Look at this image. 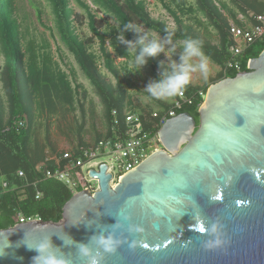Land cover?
Returning a JSON list of instances; mask_svg holds the SVG:
<instances>
[{
  "label": "water",
  "instance_id": "1",
  "mask_svg": "<svg viewBox=\"0 0 264 264\" xmlns=\"http://www.w3.org/2000/svg\"><path fill=\"white\" fill-rule=\"evenodd\" d=\"M198 113V126L170 118L161 149L114 186L106 163L90 171L97 191L73 195L60 222L0 230V264H34L42 242L63 264H264V51Z\"/></svg>",
  "mask_w": 264,
  "mask_h": 264
},
{
  "label": "trees",
  "instance_id": "2",
  "mask_svg": "<svg viewBox=\"0 0 264 264\" xmlns=\"http://www.w3.org/2000/svg\"><path fill=\"white\" fill-rule=\"evenodd\" d=\"M26 1L34 10L42 26L46 8L49 7L51 10L57 34L49 29L46 31L50 33L54 45L59 48L57 55L64 59L57 61L54 58L55 54L50 51L48 38L43 36L39 41L30 36L29 27L26 25L29 16L23 12L25 0H0V58L3 62L0 67V77L4 76L6 86L3 92L4 97L0 93V178L10 183V190L0 199V230L13 228L18 215L27 218L37 217L44 222H60L63 208L73 196L62 183L44 179L41 169H35L28 155L29 141L33 131L34 108L44 111V108L50 110L53 105H61V107L68 105L71 111L75 110L76 95L80 93V86L76 85L75 71L66 66L65 52L75 58L80 70L106 103L111 124L112 110L116 109L121 113L122 106L114 97L113 88L99 75L97 64L103 61L107 71L116 80L120 79L116 70V60L127 61L129 46L137 39L136 33L128 31L123 33L125 42L119 43L117 36L121 34L124 26L131 23L133 28L141 31L145 28L165 40V35L171 33L172 39L167 40L170 43L182 42L189 36L197 38L187 34L173 33L166 26L153 20L148 12L146 0H92L93 8L84 0ZM154 1L161 4L178 25H181L180 16L193 13V7L187 8L188 0H173L176 10L164 0ZM243 1L247 2L248 7L252 5L253 9L259 5L257 0ZM194 2L221 36L222 43L219 48L212 47L197 38L202 42L206 56L214 60L223 72L218 81L234 78L238 73L247 72L249 61L258 58L264 51V39L256 40L245 49L241 56L234 58L229 50L232 44L229 23L224 21L226 18L222 19V12L225 14L228 12L230 18L236 19L234 13L228 10L225 4H219L217 0H194ZM76 7L85 13L86 18L76 13ZM240 9L243 16L248 15L246 7ZM100 14L112 17L118 26L106 23ZM83 18L88 20L90 37L83 38L78 32V27L84 24ZM234 23L241 26L238 19L234 20ZM94 40H97L98 53L92 51ZM61 44H65L66 51L61 49ZM158 63L157 58H151L148 62L161 74L163 70ZM230 63H237L239 69H230L228 67ZM61 66L67 68L63 70L64 67L62 69ZM118 84H121L120 80ZM73 85H76L75 88L72 87ZM210 85L200 90L190 84L183 90L186 99L180 101L181 108L176 110L175 115L188 113L195 119L198 126V112ZM177 97L178 95L175 99ZM7 109L9 116L6 120ZM26 115L30 117L28 123L25 122ZM20 122H23L22 126H19ZM145 127L152 136H157L160 130V128L152 129L151 126ZM22 164L24 167L21 169ZM18 171L26 174V180L16 177ZM36 191L43 194L40 200H36Z\"/></svg>",
  "mask_w": 264,
  "mask_h": 264
},
{
  "label": "rangeland",
  "instance_id": "3",
  "mask_svg": "<svg viewBox=\"0 0 264 264\" xmlns=\"http://www.w3.org/2000/svg\"><path fill=\"white\" fill-rule=\"evenodd\" d=\"M90 7L93 8L92 5V0H84ZM147 1V8L148 12L150 13V16L153 20H155L158 23H161L162 25L166 26L169 31L173 33H182V34H187L191 36H195L202 41L206 42L212 47L219 48L221 46V36L219 35L218 31L213 27L208 19L205 17L203 13H201L197 7V4L194 2V0H188V7H193V13L191 14H186L185 16H180L181 19V25H178L172 17L169 16L167 11L162 7L161 4L155 2L154 0H146ZM166 3L174 10H176V5L173 4V0H164ZM215 1V0H213ZM233 1V2H232ZM217 0V2L221 5L225 4L228 8V10L232 11L234 13V18H230V14L227 12L225 14L222 12L223 18L225 19L224 21H227L229 24L233 23L234 20L241 19L240 16H242V11L240 8H245L248 10L247 13H250L251 11H257L260 8L255 7L254 10L248 8L246 6L247 2L243 0ZM257 3H261L264 5L263 1H256ZM237 4V5H236ZM73 7H75L74 4H72ZM219 7V5H218ZM250 10V12H249ZM26 15L29 16L28 21L26 22V25L29 27L30 31V36L38 39L39 41L41 40L43 36L45 38L49 39L50 47H51V52L55 54L54 58L55 59H64L62 56L59 57L57 55V50L59 48L54 45V42L51 41V36L50 33L46 31V29L51 30L54 34H57L55 25H54V19L51 14V10L49 7L46 8V16L43 18V26L38 22L36 15L34 13V10L29 7L28 2L25 0V9L24 11ZM76 13L83 15V17L86 18L85 13L80 10L79 8L76 7ZM100 17L104 20H106V23H109L112 26L117 27L118 23L112 18L108 17L105 14L101 15ZM83 18L84 24L82 26L78 27V32L81 35V37L86 38L90 37V32L88 28V20ZM104 28V26H103ZM146 29L144 28L142 32H145ZM150 35L152 36H157L155 33L150 32ZM94 45H93V50L94 52L98 53V44L97 40H94ZM62 50H65V44H61ZM133 45V44H130ZM130 47V46H129ZM166 48H176V53L174 55H165L164 53H160L158 56L154 57L155 59L157 58L159 61V65L162 68V70H167L170 68V64L172 61H176L177 63L179 62V53L181 51V42L180 43H165ZM66 51V50H65ZM59 54H61V51H59ZM66 55V56H65ZM64 57L68 61L66 62V66L70 67L72 70L76 72L77 75V82L83 87V90H80L81 92L76 95L78 97L77 103H75V109L77 110V114H71L77 115L80 120H83L82 114L80 111L83 109V107L86 110V118H90L91 114V109H95L96 115L99 117L102 114V105L99 102L98 97L95 95V89L94 87L90 84L91 82L87 80V77H85L81 71H80V66L77 64L75 61V58L67 54L65 52ZM59 57V58H58ZM3 65L2 59L0 58V67ZM98 69H99V75L108 83L112 88L114 92V97H116L117 101L120 102V105L122 106L121 112L122 115L124 113H137L140 115L145 121L151 123V115L154 113L158 114H163L166 111H168L169 108H172V106L175 103V98H171L168 100H150L145 98V93L142 91L149 83L157 80L160 76L158 74V71L153 67L150 66L148 63L145 65L141 71L136 72V73H127V61L123 59H117L116 60V70L119 75V80L121 84L119 83V80L115 79L111 73L107 71V69L103 65V61L99 62L97 64ZM150 66V67H149ZM64 67V66H63ZM61 66V68L63 69ZM67 67H64L63 70H65ZM210 75L205 80L203 77H201L199 74H194L193 76V82L196 84L198 89L203 90L206 86L210 84L216 83L218 80L221 78V69L219 66L214 62V60L210 59ZM5 80L4 76L0 77V93H2V96L4 97V91H5ZM73 87V86H72ZM76 101V99L74 100ZM37 104H39V100H37ZM36 104V105H37ZM6 114V120L8 119L9 116V111L8 109L5 112ZM63 116L61 114L57 115H45V119L41 122V125H44L39 129L38 127V133L39 137L43 138L44 134V128L49 130L50 136L52 135V139L57 142V143H68V142H77L78 139V131L76 129H73V131H70V128L67 131L62 130L63 128V122L57 120V122H53L52 120L54 118L61 119ZM85 118V120H86ZM40 123V122H39ZM57 124V127H54V125ZM51 129V130H50ZM66 134L69 136V140L66 139ZM66 136V137H65ZM73 140V141H72ZM96 163H109L111 166L115 167V178L119 174V169L117 166V163L114 161L113 157L110 155H102L100 156L96 161ZM21 169L24 167L22 164ZM16 172V171H15ZM15 172L13 173L15 175ZM84 174H86V169H84ZM13 176V175H12ZM1 180V178H0ZM118 178L113 182V185L117 184Z\"/></svg>",
  "mask_w": 264,
  "mask_h": 264
},
{
  "label": "built area",
  "instance_id": "4",
  "mask_svg": "<svg viewBox=\"0 0 264 264\" xmlns=\"http://www.w3.org/2000/svg\"><path fill=\"white\" fill-rule=\"evenodd\" d=\"M238 19L241 26L234 22L229 24V34L232 44L230 53L234 58L241 56L245 49L252 45L256 40L264 39V12L255 14L248 13L247 16H240ZM230 69L238 70L237 63H230ZM158 74H160L158 72ZM186 99L182 91L175 99L172 108L163 114L154 113L151 115L152 124H147L137 113H124L123 115L116 109L111 112V134L106 139L88 146L80 147L73 151L63 153L58 158H49L46 160L45 167L40 170L44 179H51L65 185L70 192L75 195L83 190L94 193L97 191V179L90 178L89 172L99 171L103 163L95 161L102 155H110L117 163L119 174L115 178V167L109 163L107 173H112L114 181L124 176L127 172L135 169L151 153L161 149L157 136H152L145 130V126H151L152 129L161 128L170 118L175 117L177 109L181 108V100ZM190 104V101L188 102ZM122 117V118H121ZM23 122L19 123L22 126ZM86 169V174H84ZM16 177L20 180H26V174L18 171ZM111 182L112 186L113 182ZM36 188V185H34ZM10 190V183L0 180V199L3 194ZM43 194L36 191V200H40ZM41 221L40 218H27L18 215L15 219L16 225Z\"/></svg>",
  "mask_w": 264,
  "mask_h": 264
},
{
  "label": "clouds",
  "instance_id": "5",
  "mask_svg": "<svg viewBox=\"0 0 264 264\" xmlns=\"http://www.w3.org/2000/svg\"><path fill=\"white\" fill-rule=\"evenodd\" d=\"M128 31L136 33L137 39L133 45H130L126 55V74L141 71L151 58L158 56L160 53L169 56L176 53L175 47L166 48V41H162L158 36H151L146 32H142L138 28H133L131 23L126 24L121 34L117 36L119 43L125 42L123 33ZM165 37L166 40L170 41L173 36L171 33H167ZM210 71V59L203 51L202 42L189 36L181 42L179 62L172 61L170 68L164 70L157 80L149 83L142 91L146 94V99L168 100L185 90L191 84L194 74H199L207 80ZM197 224L201 225L200 231L201 229L205 231L201 221H198ZM213 231H215V228H213ZM99 243L106 251H113L118 241L101 237ZM216 243H219V241H216ZM51 248L50 242H42L34 249H30L35 250L37 253L33 257L34 264H63V261L50 251ZM93 264H95V261H93Z\"/></svg>",
  "mask_w": 264,
  "mask_h": 264
},
{
  "label": "crops",
  "instance_id": "6",
  "mask_svg": "<svg viewBox=\"0 0 264 264\" xmlns=\"http://www.w3.org/2000/svg\"><path fill=\"white\" fill-rule=\"evenodd\" d=\"M259 1L264 2V0H259ZM249 6L251 8L253 7L252 5H249ZM250 7H248V8H250ZM257 7H259L260 9L255 11L252 8V10H254V11L250 12V10H249V12L255 13V14H259V13L264 12V5L263 4L259 3V5ZM145 32L150 34V31H148V30H146ZM157 36L162 41H166L167 43H170L167 40L160 37L159 35H157ZM178 43H180V42H178ZM57 61H59V60H57ZM65 61L67 62L68 60L66 59ZM81 73L83 74L82 71H81ZM222 73L223 72L221 71V75H222ZM83 75L85 76V74H83ZM87 80H89V79L87 78ZM76 81H77V75H76ZM90 84L92 85V83H90ZM76 85L80 86V90H83V87L80 84H78V82H76ZM76 85H73V88H75ZM191 85L193 87L197 88V86H195L196 84L193 81L191 82ZM95 95L98 97L99 102L101 103L102 108H103L102 114L99 117L96 115L95 109H93V108L90 111L91 112V114L89 115L90 118L89 117L86 118V116H85L86 110L83 107V109L80 111V113L83 115L82 116L83 120H80L77 115L71 116V114H74V113L77 114V112H76L77 110L75 109L74 111H71V108L68 105L65 107H61V105H58V106L53 105L50 110L44 108L43 109L44 111H39V110H37V108H34L33 112H35V113L33 114V131L31 134L30 141H29L28 155H29L31 163L33 164V166L35 167L36 170L43 169L45 167L46 160L49 158H58L65 152L73 151V150H76L80 147L91 146V145L97 143L98 141L106 139L107 137L110 136L111 124H110V120H109V116H108V112H107V107H106L107 105L104 102V100L102 98H100V96L97 94L96 91H95ZM77 99H78V97H77ZM169 109H171V108H169ZM58 113L61 114L63 117L61 119L54 118L52 121L55 123L57 122V120L64 121L63 122L64 125L62 128V130H64V131L68 132L67 128H70V131H73V129H76L79 132L78 133V139L79 140L77 142H71V141L68 143H57V142H55L52 139V135L50 136L49 130L46 129L48 127L44 128V132H46V133L44 134L43 138L39 137L38 130L44 126V125H41V122L45 119V115L46 116L49 114L50 115H57ZM28 116L26 115V117H25L26 123H28V121L30 120V117H28ZM85 118H86V120H85ZM147 124H150V123L148 122ZM151 124H152V122H151ZM38 127H39V129H38ZM54 127H57V124L54 125ZM66 136H65L66 139L69 140V138H68L69 136L67 134H66Z\"/></svg>",
  "mask_w": 264,
  "mask_h": 264
},
{
  "label": "snow or ice",
  "instance_id": "7",
  "mask_svg": "<svg viewBox=\"0 0 264 264\" xmlns=\"http://www.w3.org/2000/svg\"><path fill=\"white\" fill-rule=\"evenodd\" d=\"M201 231H203V229H201Z\"/></svg>",
  "mask_w": 264,
  "mask_h": 264
}]
</instances>
